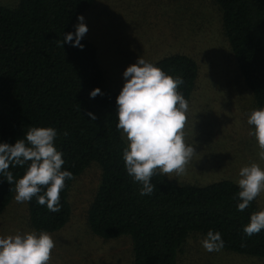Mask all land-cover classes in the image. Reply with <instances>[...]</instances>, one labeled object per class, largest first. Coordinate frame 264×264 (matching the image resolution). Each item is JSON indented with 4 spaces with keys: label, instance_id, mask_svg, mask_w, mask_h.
Here are the masks:
<instances>
[{
    "label": "trees",
    "instance_id": "trees-1",
    "mask_svg": "<svg viewBox=\"0 0 264 264\" xmlns=\"http://www.w3.org/2000/svg\"><path fill=\"white\" fill-rule=\"evenodd\" d=\"M93 2L18 0L11 8L0 5V143L14 144L32 127H53L58 132L55 147L65 160L62 170L72 172L73 179L96 162L100 180L86 223L101 238L129 235L132 264H176L186 237L193 232L206 237L209 230L221 233L223 249L257 257L264 264V230L251 237L243 231L251 214L264 209L253 200L238 211L242 201L237 183L223 179L203 186L179 184L157 174L151 180L153 193L140 195L142 185L126 171L123 151L127 143L116 127V98L123 86L105 89L96 48L86 38L80 41L82 49L67 42L58 45L65 35L75 33L77 17ZM214 2L243 83L256 109L264 108V0ZM153 64L173 77H182L178 91L188 101L198 77L197 63L173 53ZM96 88L103 95L91 98ZM28 166H10L11 185L0 174V213ZM73 179L66 180L61 192L60 212L48 211L35 197L27 202L28 223L34 231L55 232L68 222L67 192Z\"/></svg>",
    "mask_w": 264,
    "mask_h": 264
},
{
    "label": "rangeland",
    "instance_id": "rangeland-1",
    "mask_svg": "<svg viewBox=\"0 0 264 264\" xmlns=\"http://www.w3.org/2000/svg\"><path fill=\"white\" fill-rule=\"evenodd\" d=\"M17 2L0 0V5L11 8ZM81 15L89 29L84 38L96 48L107 90L122 87L124 71L140 57L155 63L179 53L197 63L185 128V140L196 154L185 175L167 178L199 186L223 179L237 183L242 167L258 163L264 169L257 141L249 134L254 126L247 123L256 107L222 33L214 0H94ZM121 136L128 144L122 132ZM97 165L91 162L69 187L71 215L61 229L49 233L56 243L50 264H132L129 235L101 238L86 223L100 180ZM15 195L14 191L0 213V237L34 231L28 223L27 202L17 203ZM255 200L264 209V193ZM205 238L190 233L177 251L176 264H261L257 257L225 249L208 252L202 247Z\"/></svg>",
    "mask_w": 264,
    "mask_h": 264
},
{
    "label": "clouds",
    "instance_id": "clouds-1",
    "mask_svg": "<svg viewBox=\"0 0 264 264\" xmlns=\"http://www.w3.org/2000/svg\"><path fill=\"white\" fill-rule=\"evenodd\" d=\"M77 20L75 33L65 35L63 41H58L59 46L63 47L67 42L83 48L80 41L89 29L83 15ZM123 77L125 82L116 98V127L128 142L123 160L128 175L142 185L140 195H150L155 187L151 183L152 177L157 174L185 175L196 154L195 148L185 140L189 102L178 91L184 82L182 77H173L142 57L126 68ZM98 94L103 95L96 88L90 97L95 98ZM88 115L96 119L92 113ZM247 123L254 126V131L249 134L255 137L258 156L264 160V108L253 110ZM64 135L68 133L64 132ZM57 136L53 127H32L24 139H18L14 144L0 143V174L10 185L14 181L10 166L29 165L15 181L17 203L30 202L35 197L48 211H61V192L66 187V180L74 176L72 172L62 170L65 160L63 152L55 147ZM237 183L238 197L242 201L238 211H244L264 193V169L258 163L242 167ZM261 230H264V210L251 214L250 222L243 228L249 237ZM55 247L52 236L43 230L39 234L32 231L0 237V264H50ZM202 247L208 252L221 251L224 247L221 233L209 230Z\"/></svg>",
    "mask_w": 264,
    "mask_h": 264
}]
</instances>
